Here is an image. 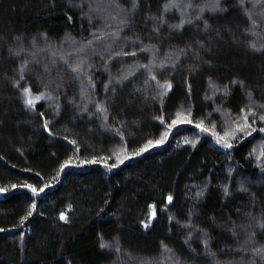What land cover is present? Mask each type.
<instances>
[{"label":"trees","instance_id":"1","mask_svg":"<svg viewBox=\"0 0 264 264\" xmlns=\"http://www.w3.org/2000/svg\"><path fill=\"white\" fill-rule=\"evenodd\" d=\"M0 264H264V0H0Z\"/></svg>","mask_w":264,"mask_h":264},{"label":"snow or ice","instance_id":"2","mask_svg":"<svg viewBox=\"0 0 264 264\" xmlns=\"http://www.w3.org/2000/svg\"><path fill=\"white\" fill-rule=\"evenodd\" d=\"M28 103H29V104H31V103H32V101H31V100H29V101H28ZM228 146L230 147V145H228ZM61 218H62V219H64L65 217H64V216H62Z\"/></svg>","mask_w":264,"mask_h":264}]
</instances>
